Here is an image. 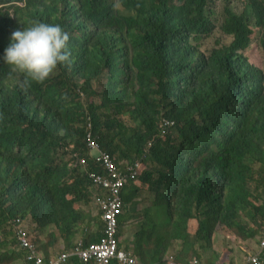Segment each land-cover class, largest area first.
Masks as SVG:
<instances>
[{
    "label": "trees",
    "instance_id": "1",
    "mask_svg": "<svg viewBox=\"0 0 264 264\" xmlns=\"http://www.w3.org/2000/svg\"><path fill=\"white\" fill-rule=\"evenodd\" d=\"M25 1V7H16L14 15L1 11L0 37L17 23L24 27L36 20L59 24L71 30L68 45L71 42L73 56L70 65L61 66L43 85L33 83L27 91L22 86L11 91L0 83V161L5 163L4 167L0 164V230L10 218H25L29 211L39 223L53 220L66 235V245L73 224L91 219L86 213L91 207L89 179L78 169L66 167L62 152L72 139L84 137L86 114L102 147L116 156L123 175L154 140L152 155L145 158L149 171L141 177L142 187L147 186L155 197L151 208L165 193H181L176 209L168 211L171 236L161 244L168 247L173 241L181 242L184 260L197 255V244L209 246L218 225L243 233L242 212L264 213L257 204L264 194L262 70L238 52L254 33L252 17L264 30V0H245L241 12L230 7L233 1L228 0L222 29L233 42L197 62H192L195 48L188 39L211 32L208 10L216 0H184L182 4L123 0L135 9L133 14H114L111 0H83L80 13L69 20L63 8L70 0ZM102 27H109L107 35L90 44L92 31ZM127 32L133 45L131 59L121 48L111 51L112 44ZM260 43L264 50V35ZM9 73L4 67L2 81L12 77ZM94 83L101 88V103L86 105L81 93L90 100ZM33 95L44 102L43 107H34ZM124 115L137 126L130 128ZM169 122L175 126L163 140V128L158 125ZM237 124L240 131L235 140L219 138L222 133L232 134ZM75 143L81 147L80 139ZM216 144L218 150L205 159L201 169L184 177L190 167V163L185 166L186 153L196 157L205 151L204 145ZM16 146L27 155L16 151ZM142 187L129 185L124 202L140 197ZM143 218L140 213L136 222L141 224ZM191 220L199 221L195 235L189 229ZM143 225V229L150 228ZM69 245L75 248L77 244ZM1 249L8 254L7 260L14 255L7 243ZM158 262L164 264L161 259ZM67 264L81 263L72 257Z\"/></svg>",
    "mask_w": 264,
    "mask_h": 264
},
{
    "label": "clouds",
    "instance_id": "2",
    "mask_svg": "<svg viewBox=\"0 0 264 264\" xmlns=\"http://www.w3.org/2000/svg\"><path fill=\"white\" fill-rule=\"evenodd\" d=\"M14 0H0V11H6L4 10V5L6 4H17L16 7H25L26 1L25 0H16L15 3H12ZM45 3L46 0H44ZM113 4V12L116 14V11L118 14H125L119 12L117 8V0H111ZM83 3V0H70L68 5L64 4V12L66 15L67 20H69L73 15L80 13L81 4ZM121 5L125 8V10L132 14L135 12V9L129 8L126 6L123 0H120ZM115 4V5H114ZM15 7V8H16ZM14 8V9H15ZM42 8V7H41ZM40 8V9H41ZM9 12V11H7ZM14 15V11H12ZM1 13V12H0ZM127 13V14H128ZM117 14V15H118ZM126 26H128L126 23H123ZM93 29V28H92ZM109 27H102L97 30L92 31L91 36L89 38L90 44H95L100 38H104L108 33ZM70 33L71 30L67 28V31L62 28L59 24H50V23H44L41 21H32L31 25L28 27H24L23 23H17L14 25H11L9 29L6 31L4 35L0 37V83L4 84L6 87H8L11 91L15 90L17 87L23 88V90L27 91L33 83L38 85H43L47 80H49L51 77L55 76L59 68L64 65H70L71 59L73 56V50L71 47V42L68 45V41L70 39ZM128 32L125 34L124 38L115 41L111 46V51L115 52L118 48L122 49V54H127L128 58L131 59L133 55V45L127 38ZM189 43V39H188ZM248 45V41L243 44L239 49L238 52L240 55H243L247 57L243 52H241V49ZM221 45L215 47L219 48ZM214 48V49H215ZM263 48V47H262ZM213 49V50H214ZM212 50V51H213ZM264 51V50H263ZM211 54V53H210ZM248 59V57H247ZM249 63L260 70H262V83L261 88L262 92L264 93V70L260 68L259 66L255 65L248 59ZM4 67L8 68L10 71L9 75L10 79L8 81H2L1 79V72L4 69ZM122 76H119L118 79H122ZM81 97L83 98L84 95L81 93ZM30 100L34 101V107L38 106H44V102L40 99L36 98L34 95L31 96ZM164 117V121L168 122ZM90 126V127H89ZM175 123L169 122L166 126L163 127V123H160L158 125L159 129H162L161 131V138L163 140L166 139L167 135L171 132V130L174 128ZM237 128L232 134L228 133H222L219 138L223 140L224 142L230 140L232 142L237 137V134L239 133L240 129H238V124L236 125ZM82 129H84V137L78 138L81 141V147H77L76 140L78 139H72L68 145L62 150V152L65 154V165L66 167H69L71 169H78L80 173L85 174L89 179V186H88V196L90 197L92 204L95 206L94 211L91 212V215L95 216L97 219L101 220V214L99 213V210L97 206L95 205L94 196L96 192L94 191L93 186V176L97 174H106L108 176V170L106 169L104 163L102 161H99V158L101 157V152L106 153L110 155L112 160L114 161V165L117 167L119 166L117 162L116 156L112 155L111 153L107 152L102 145L99 142V138L97 134L94 132L93 123L90 119H87L84 123V126L82 125ZM88 132L92 133V136L95 139V142L99 146V151L93 150L88 142L87 134ZM154 140H150L146 147L144 148L143 154L134 162H130V165L124 170L123 172H126L129 167H131L137 174L134 179H130V181L126 184V186L122 189V195H123V201H124V193L126 192L127 188L131 184H135L137 186L142 187L141 177L149 171V164L148 161L145 160L148 153L152 155ZM219 144L212 145L209 147L208 145H204L205 151L198 155L194 156V154L187 152L186 160L187 163L185 164L186 169L189 167L188 163H190L189 170L183 175L184 177H188L189 175H192L195 173V171H198L201 169L202 164L204 163L205 159L209 158L213 151L218 150ZM16 151L20 150L22 152V155L26 156L27 153L25 150H21L19 146H16ZM1 167H4L5 163L3 161H0ZM263 166H260L261 168ZM118 172H120L118 170ZM260 176L256 178V182L260 181ZM264 180V177H263ZM253 184V183H252ZM9 196V195H8ZM181 193H179L178 190H173L172 192L165 193V195H162L159 203L157 205L165 206L167 210H174L176 209L179 199H180ZM137 197V196H136ZM177 202L172 203V201L176 200ZM91 201L89 205H91ZM153 203V200H151ZM263 208H264V194H263ZM127 204V203H126ZM125 210V202H124V208L122 215L118 218L119 222V236H120V230H121V219L124 215ZM96 211V214H95ZM169 215V212H168ZM33 220L31 215H26L25 218L21 217L20 215L15 216L13 218H10L3 229L0 230V236L2 240L0 241V245L3 243H7L9 245V249L14 252V255H16V259L19 257L20 254H18L15 250H13L11 247H18V251L22 253V256L20 260L23 261V264L29 263V256L31 255V252L29 248L24 247L21 241L22 235H25V239L28 240V242L35 248L38 257L44 259V257L40 254L37 245L40 243V241H32L30 234H28L26 229V220ZM169 220L172 219L169 216ZM102 223V222H101ZM199 229V221H198V227L197 231ZM172 231V225L170 228V231H163V234H167L168 236L159 237L157 238V242L152 243V245L149 247L150 250L146 251L147 254L149 252L154 253L157 259H161L162 263L169 264V259L173 258L174 264H189L195 259L200 260L203 264H206L203 260H201L198 257H193L189 260H186L184 263L179 262L176 257H167L162 258L163 255H165L166 251L168 250L169 246H165L161 244V240H168L171 236ZM154 232V231H153ZM169 237V238H166ZM121 238V237H120ZM152 241H154L155 237H149ZM263 238H264V232L261 237V250L264 251L263 247ZM101 239V238H100ZM15 241V245L12 246ZM122 244V239H121ZM121 247V245H120ZM143 247L147 248V244L143 243ZM121 249H123L121 247ZM126 252H128L126 249H123ZM261 253L249 255L246 259L244 264L246 263L247 259L251 256H260ZM130 253V252H128ZM134 254L135 253H130ZM14 255L11 256L10 259L7 260L8 254L5 253L4 249L0 250V261L6 263H10V261L15 262ZM138 260L144 264L145 263L141 258L137 257ZM18 261V260H17ZM262 264H264V260L261 258ZM154 264H160L158 261Z\"/></svg>",
    "mask_w": 264,
    "mask_h": 264
},
{
    "label": "crops",
    "instance_id": "3",
    "mask_svg": "<svg viewBox=\"0 0 264 264\" xmlns=\"http://www.w3.org/2000/svg\"><path fill=\"white\" fill-rule=\"evenodd\" d=\"M134 198L132 202H134L135 207H140L139 213L143 214V219L146 220H142L141 224H138L136 220H121V228L123 231L127 233L132 231L127 238L122 240L121 247L127 251L135 253L136 256L141 258L145 263L150 262L151 264H154L158 261L154 253L149 252L147 254L146 251L137 252L134 248V245H137V248H139L141 245L143 246V243H145L147 239L135 237L134 235L136 232L141 231L143 227L146 226L143 224H147L150 227L149 229L153 230L154 232H156L158 229L164 232L170 231L171 220H169L168 210L165 206H160L157 204L151 208L152 202L150 199L148 200L147 198H143L137 202L140 197H136V200H134ZM257 204L260 207L263 206L262 202ZM92 211H94V209L91 206L86 213L91 215ZM259 220H264V213L257 214L253 211V214H249L247 212H242L241 220H239V222H241L242 226L244 227L243 233H241L237 228H231L226 225H221L222 227L219 228L218 233L225 240H227V238L240 240L241 244L238 247L247 254H258L262 252L261 245L258 243V238H260V235L256 230L251 229L250 224H258ZM197 225L198 220H191L190 227L192 235L197 233ZM72 227L73 229L70 240L68 241L72 246L76 245L78 242H84L85 244L98 242L102 236L103 226L101 220L97 219L93 215H91V219H86V221L82 224L75 223ZM137 227H140V230H137ZM25 231L30 234L32 241H37V239L40 241L37 247L45 260L54 259L61 253L65 252L66 249L71 248L69 244L64 245L63 239L66 237V235L61 232V230L53 223V220L51 219L41 220L40 223L35 220H26ZM181 244L182 243L178 241L171 242L168 250L162 258L176 257L179 262L184 263L186 260H184L185 255L182 252L183 248ZM183 247L185 249L187 248L185 245ZM11 248L20 254L17 259L16 255H14V259H16L14 261L20 260L22 253L18 251V247ZM220 248L221 245L218 244V246L214 245L213 249L210 250L209 246L203 242L202 247L199 244L196 245V256H201L206 264H230L231 262H235L236 259L231 250H229L228 260H226L224 252H226L227 249L225 247H223V249ZM73 249L74 248H71L69 251ZM261 258L264 260V251L261 254ZM10 264L14 263L10 261Z\"/></svg>",
    "mask_w": 264,
    "mask_h": 264
},
{
    "label": "rangeland",
    "instance_id": "4",
    "mask_svg": "<svg viewBox=\"0 0 264 264\" xmlns=\"http://www.w3.org/2000/svg\"><path fill=\"white\" fill-rule=\"evenodd\" d=\"M184 0H175L176 4H182ZM228 0H216L215 4L208 10V14L211 16V20L210 21V27L212 28L211 32L209 34L203 33V34H192L189 37V43L191 44V46H193L195 48V54L194 56L191 58L192 62H197L200 58L204 57V56H209L210 53L212 52V50L219 46V45H223V44H231L233 42V37L228 35L223 29H222V25L224 23L225 20V9L228 7L227 5H229V2H227ZM233 3L230 5V7H232L236 12H241L240 9H243L245 7V0H232ZM16 0H14L12 3H15ZM17 6V4H6L4 5V10L9 11V13L13 14L12 11H14V8ZM117 8L119 10V12L121 13H125L127 14L128 12L125 10V8L121 5L120 0H117ZM1 12V11H0ZM250 23L252 25V27L254 28V33L252 34V36L249 38V42L248 45L243 47L241 49V52H243L245 55H247L248 59L254 63L255 65L259 66L260 68H262L264 70V51L263 48L261 46V37L264 35V30L261 29L260 27L257 26L256 24V20L252 17L250 19ZM101 88L98 86L97 83L93 84V89L90 91L89 95H90V100L88 99V97H83L82 100L83 102L88 105L91 101H95V104L101 103V98L99 96V92H100ZM86 119H90V117L86 114ZM124 121L126 122V124L130 127V128H135L137 126V123L131 119L129 121L128 116L124 115L123 116ZM187 156V153L185 155V157ZM259 174H256V178L258 177ZM254 186V184H253ZM141 196L138 199L137 202H139L141 199L143 198H147L148 200H153L155 201V197L152 193L149 192L148 187L147 186H143L142 187V191H141ZM134 200H136V197L134 198ZM253 200V199H252ZM177 199L172 201V203L176 204ZM91 206L93 208H95V206L92 204L91 201ZM79 209V208H78ZM96 209V208H95ZM140 207H135L134 202L132 203H125V210H124V215L122 217V220H139L140 219ZM96 214V211H95ZM26 215L29 216V211L26 212ZM30 220V219H28ZM191 222V221H190ZM198 227V225H197ZM222 227L221 225H218L213 233V237L212 240L209 244V249L212 250L214 245H221L220 249H223V247H225L227 250H231L233 253V255L235 256V262H231L230 264H244L245 259L249 256V254H247L245 251H243L242 249H240L238 246L241 244L240 240H235V239H228L225 240L223 239L219 233L218 230L219 228ZM250 227L252 230H256L259 235L260 238H258V243L261 244V237L262 234L264 232V220H259L258 224H250ZM189 229H190V224H189ZM137 230H140V227H137ZM197 231V228H196ZM120 237L121 239H125L128 237V235L132 232H125L123 231V229L121 228L120 230ZM135 237H142V239H147L146 240V244H147V248H144L142 245L137 248V245H134L135 250L138 251H148L150 250V246L152 245V243L157 242V238L159 237H164V236H168L167 234H163V231L158 229L156 230V232H153V230L151 229H142L141 231H138L135 233L134 235ZM155 237L154 241H152L149 237ZM165 238V237H164ZM169 238V237H166ZM2 240L1 236H0V241ZM13 241L14 243L12 244V246L15 245V241L14 240H10ZM38 241V239H37ZM137 244V243H135ZM130 252V251H128ZM132 253V252H130ZM240 253V254H239ZM242 253V256H241ZM255 254V253H254ZM134 255V254H133ZM228 255L229 253H225V257L226 260H228ZM193 257H198L201 260H203V258H201V256H190L188 259L189 260ZM14 264H23L22 260H18L13 262ZM8 264V263H6ZM10 264V263H9Z\"/></svg>",
    "mask_w": 264,
    "mask_h": 264
},
{
    "label": "built area",
    "instance_id": "5",
    "mask_svg": "<svg viewBox=\"0 0 264 264\" xmlns=\"http://www.w3.org/2000/svg\"><path fill=\"white\" fill-rule=\"evenodd\" d=\"M90 127V126H89ZM87 139L93 150L99 151V146L95 142L91 132H88ZM99 161H102L108 170L106 174L93 176V186L96 192L94 196L95 205L101 214L103 226L102 236L98 242L85 244L78 242L71 251H65L54 259L45 260L38 257L35 248L22 235L21 241L24 247L29 248L31 255L28 264H67L70 258L77 257L81 264H144L134 255L121 249V238L119 236L118 218L122 215L124 201L122 189L136 176V172L129 167L124 175L118 172L117 167L110 155L101 152ZM264 247V238H263ZM169 264H174L173 258L169 259ZM189 264H203L195 259ZM245 264H262L261 257L251 256Z\"/></svg>",
    "mask_w": 264,
    "mask_h": 264
}]
</instances>
